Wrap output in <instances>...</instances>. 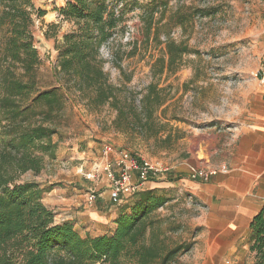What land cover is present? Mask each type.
Instances as JSON below:
<instances>
[{
    "label": "rangeland",
    "instance_id": "rangeland-1",
    "mask_svg": "<svg viewBox=\"0 0 264 264\" xmlns=\"http://www.w3.org/2000/svg\"><path fill=\"white\" fill-rule=\"evenodd\" d=\"M68 1L33 0L36 7L46 12L33 29L41 60L35 74V92L57 86L53 76L58 60L56 45L72 28L57 18V10ZM252 3L253 0H139V5L114 32L111 42L101 50V58L109 83L120 91L121 107L140 113L141 101L149 87H157L164 105L154 120L158 134H141L125 126L118 128L117 113L109 106L92 112L82 103L64 104L51 124L57 131L51 138L56 144L55 158L45 157L39 175L27 173L20 178L21 183L35 182L50 190H75L70 204L64 202L61 193H53L58 200L52 204L56 221H72L83 236L114 232L122 206H112L103 179L92 184L85 178L92 165L102 158L104 147L111 145L167 170L147 189L170 198L168 206L153 216L158 221L156 229L163 232L167 250L193 244L189 253L179 255L172 264H209L211 255L205 251L204 229L199 225L208 209L182 192L183 187L175 182L180 178V169L190 165L195 153V148L190 147L196 144V137L217 134L232 138L256 120L263 102L260 82L264 52L262 42L250 32ZM151 11L155 16L148 32L147 17ZM53 24L58 29L49 27ZM171 43L185 46L189 52L169 72L158 75L160 64L167 67V46ZM163 58L165 63H158ZM3 61L0 55V66L7 67L9 63ZM22 73L20 67L15 70L18 76ZM5 125L0 121V131ZM168 135L171 139L166 141ZM64 181L66 185L62 184ZM93 187L97 189V200L89 204L88 192ZM101 201L111 218L93 222L88 218L89 208H96Z\"/></svg>",
    "mask_w": 264,
    "mask_h": 264
},
{
    "label": "trees",
    "instance_id": "trees-1",
    "mask_svg": "<svg viewBox=\"0 0 264 264\" xmlns=\"http://www.w3.org/2000/svg\"><path fill=\"white\" fill-rule=\"evenodd\" d=\"M138 5L139 0H69L58 9L57 18L72 28L56 45L57 86L35 92L41 60L33 29L46 12L33 0H0V55L9 63L0 66V121L6 123L0 131V264H172L192 250V243L166 249L153 216L170 198L155 190L141 191L119 205L122 210L111 235L92 237L81 235L72 221H56L54 211L43 204L50 189L20 182L27 173L39 175L45 157L55 158L51 138L57 131L51 124L68 101L82 103L92 112L109 106L117 113L118 128L158 134L154 120L164 105L157 87H149L140 113L121 107L120 91L109 83L101 58V50ZM154 16L151 11L147 17L148 32ZM49 27L58 29L54 24ZM188 52L185 46L169 44L167 67L160 64L158 75L169 72ZM19 67L21 76L15 74ZM170 139L168 135L165 140ZM250 231L254 264H264V207Z\"/></svg>",
    "mask_w": 264,
    "mask_h": 264
},
{
    "label": "crops",
    "instance_id": "crops-1",
    "mask_svg": "<svg viewBox=\"0 0 264 264\" xmlns=\"http://www.w3.org/2000/svg\"><path fill=\"white\" fill-rule=\"evenodd\" d=\"M252 12L254 16L250 32L262 42L264 52V0H253ZM260 86L263 102L254 123L232 138L217 134L196 137V144L190 147L195 148L190 165L180 169V178L175 182L183 187L182 192L192 195L208 209L199 225L204 229L202 242L205 251L211 255L209 264L255 262V256L250 252V225L264 207V83L260 82ZM202 164L207 165L202 167L203 170L221 171L208 181L192 180L191 167ZM62 184L67 183L64 181ZM51 191V194H45L43 204L52 211H55L52 204L58 201L53 196L54 192L64 195L66 204L75 198L72 188L65 191L54 188ZM106 209L101 201L96 208H89L88 218L93 222L102 218L107 221L111 213Z\"/></svg>",
    "mask_w": 264,
    "mask_h": 264
},
{
    "label": "built area",
    "instance_id": "built-area-1",
    "mask_svg": "<svg viewBox=\"0 0 264 264\" xmlns=\"http://www.w3.org/2000/svg\"><path fill=\"white\" fill-rule=\"evenodd\" d=\"M262 79L264 83V59L262 65ZM102 158L96 161L91 170L85 175L87 181L96 184L103 179L106 191L112 206H119L124 201L134 197L141 191L147 190L148 186L167 171L160 164H154L132 155L127 151H118L113 146H105ZM221 170L207 171L191 168L192 180L208 181L211 176L218 174ZM94 187L88 192V203L93 204L97 200ZM70 221L62 219L60 222Z\"/></svg>",
    "mask_w": 264,
    "mask_h": 264
}]
</instances>
